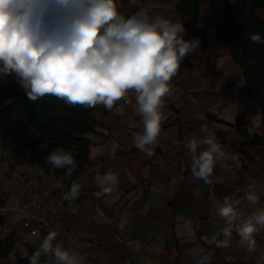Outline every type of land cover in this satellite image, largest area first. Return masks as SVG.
Segmentation results:
<instances>
[{
  "label": "crops",
  "instance_id": "obj_1",
  "mask_svg": "<svg viewBox=\"0 0 264 264\" xmlns=\"http://www.w3.org/2000/svg\"><path fill=\"white\" fill-rule=\"evenodd\" d=\"M146 4L150 16L183 24L184 39H199V47L183 59L169 82L152 156L134 145L136 135L143 132L134 92L129 91L128 103L118 100L112 110L97 105L95 128L85 135L87 166L75 181L82 185L81 192L60 208L56 242L86 254V264H198L202 255L208 256V264H264V228L255 234L256 250L249 252L235 226L231 237H225V221L218 213L225 197L239 201L242 218L264 207L261 111L246 90L239 65L216 37V18L208 2H200L197 17L192 18L179 13L180 0H116L118 12L125 17ZM14 79V73L0 74V86L8 88ZM237 121L248 137L237 131ZM206 130L214 132L224 150L237 155L239 162V167L231 160L218 162L211 184L192 175L184 148L188 139L202 138ZM3 164L10 173L7 178L0 174V182L19 187L13 223L25 249L35 251L44 236L27 214L26 191L65 188L59 177L46 175L36 166H15L9 159ZM109 170L117 174L118 184L111 194L97 198L93 195L99 191L96 177ZM250 184L256 185L257 204L245 198Z\"/></svg>",
  "mask_w": 264,
  "mask_h": 264
},
{
  "label": "clouds",
  "instance_id": "obj_2",
  "mask_svg": "<svg viewBox=\"0 0 264 264\" xmlns=\"http://www.w3.org/2000/svg\"><path fill=\"white\" fill-rule=\"evenodd\" d=\"M184 32L181 23L150 16L147 4L125 17L118 12L116 0H0V73H14L31 101L50 95L70 106L103 105L112 110L118 100L128 103L129 91L134 92L135 111L143 124L134 145L150 157L160 135L169 82L200 44L199 39L185 40ZM251 40L264 43L260 35ZM184 148L192 175L207 184L212 183L218 162L231 160L239 167L237 155H229L210 130L202 138L188 139ZM46 163L67 169L66 178L76 167L73 155L61 148L54 149ZM96 184L95 197L111 194L118 176L109 170L96 177ZM81 188L73 182L63 199H77ZM245 198L251 204L259 202L256 185H248ZM238 205V200L224 198L218 209L225 221L222 232L230 238L235 226L240 242L252 252L255 234L264 228V207L242 218ZM57 235L48 232L29 264H40L41 256L54 257V264H86V254L65 249L56 242ZM9 259L15 261L14 252ZM208 261L202 255L198 264Z\"/></svg>",
  "mask_w": 264,
  "mask_h": 264
},
{
  "label": "trees",
  "instance_id": "obj_3",
  "mask_svg": "<svg viewBox=\"0 0 264 264\" xmlns=\"http://www.w3.org/2000/svg\"><path fill=\"white\" fill-rule=\"evenodd\" d=\"M179 13L196 18L198 4L208 2L213 9L216 37L223 41L231 58L239 65L249 96L259 107L264 121V43H254L253 35L264 39V23L257 11L264 12V0H180ZM195 35L200 38L199 31ZM4 77H10L0 73ZM97 106L87 108L70 106L63 100L46 95L37 101L27 98L25 90L14 79L8 88L0 86V153L5 154L15 166H36L45 173L61 179L65 190L84 172L89 153L85 135L94 130ZM235 128L248 137L242 124ZM57 148L70 152L75 160V170L66 178L67 169H54L46 157ZM0 241V253L2 252ZM35 251L25 257L16 252V259L5 264H29ZM13 252L3 253L9 257ZM54 257H40V264L51 263Z\"/></svg>",
  "mask_w": 264,
  "mask_h": 264
},
{
  "label": "rangeland",
  "instance_id": "obj_4",
  "mask_svg": "<svg viewBox=\"0 0 264 264\" xmlns=\"http://www.w3.org/2000/svg\"><path fill=\"white\" fill-rule=\"evenodd\" d=\"M258 16L264 23V12H259ZM6 159H8V157L5 154L0 153V164L2 168L0 170V174L5 178L9 177L8 174L10 173V167L3 164L4 160ZM44 174L53 175L52 173L45 172ZM18 188L19 187H15V185L13 186L5 180L0 182V241L2 243L0 264H5L6 262L11 261L9 257L3 256V253L5 252H16L20 257H25L29 252L25 249L19 232L13 223V211L16 210L13 206V202L15 201L14 198L19 196ZM46 264H54V258L51 263Z\"/></svg>",
  "mask_w": 264,
  "mask_h": 264
},
{
  "label": "built area",
  "instance_id": "obj_5",
  "mask_svg": "<svg viewBox=\"0 0 264 264\" xmlns=\"http://www.w3.org/2000/svg\"><path fill=\"white\" fill-rule=\"evenodd\" d=\"M68 192L49 191L43 187L29 188L27 214L37 222L40 233L45 237L49 231H56V217L60 208L65 204L63 194Z\"/></svg>",
  "mask_w": 264,
  "mask_h": 264
}]
</instances>
